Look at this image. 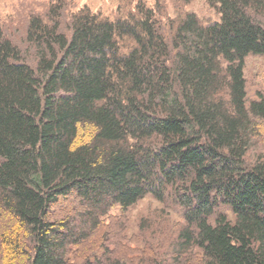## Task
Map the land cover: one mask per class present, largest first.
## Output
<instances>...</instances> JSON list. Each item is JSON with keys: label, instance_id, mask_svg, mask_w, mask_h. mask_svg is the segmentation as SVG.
<instances>
[{"label": "trees", "instance_id": "obj_1", "mask_svg": "<svg viewBox=\"0 0 264 264\" xmlns=\"http://www.w3.org/2000/svg\"><path fill=\"white\" fill-rule=\"evenodd\" d=\"M207 2L217 22L163 27L139 5L115 21L83 8L61 29L59 4L30 18L20 46L0 30L5 264H69L96 236L92 264H129L103 221L148 196L181 210L164 264H264V156L249 158L264 96L248 100L244 78L264 56V0Z\"/></svg>", "mask_w": 264, "mask_h": 264}, {"label": "rangeland", "instance_id": "obj_2", "mask_svg": "<svg viewBox=\"0 0 264 264\" xmlns=\"http://www.w3.org/2000/svg\"><path fill=\"white\" fill-rule=\"evenodd\" d=\"M59 4L62 8L61 29L66 27L73 13L83 8L115 21L134 17L137 6L141 5L153 10L157 22L163 27L170 22L175 24L178 18L189 13L203 24L214 23L219 19L217 10L207 0H0V30L14 45L20 46L25 39L30 18L45 20L50 8ZM258 20L264 26V21ZM244 78L248 100L256 99L258 93L264 96V56H249L245 60ZM261 155L264 156V140L259 139L249 158L251 160ZM73 207V201L66 203L65 210L60 208L58 215L69 213ZM180 216L179 207L171 203L162 205L149 196L124 213L114 207L103 221V231H116L117 228V236L106 247L129 264H151L153 260L162 264L165 261L172 262L171 243L183 226ZM5 223L8 224L7 220ZM100 243L96 236L88 244L73 249L68 258L69 264H92L93 257L102 253ZM4 258L0 249V264H5ZM182 260L184 262L181 264H198L194 255L186 254ZM24 261V256H20L13 264H23Z\"/></svg>", "mask_w": 264, "mask_h": 264}]
</instances>
